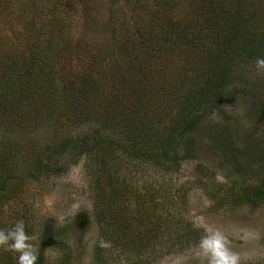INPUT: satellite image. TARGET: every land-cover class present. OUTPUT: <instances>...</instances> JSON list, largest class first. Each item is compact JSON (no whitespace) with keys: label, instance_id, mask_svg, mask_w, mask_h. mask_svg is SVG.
I'll return each instance as SVG.
<instances>
[{"label":"trees","instance_id":"trees-1","mask_svg":"<svg viewBox=\"0 0 264 264\" xmlns=\"http://www.w3.org/2000/svg\"><path fill=\"white\" fill-rule=\"evenodd\" d=\"M14 16L16 24L0 29V194L21 180L57 174L65 155L73 162L94 155L105 164L104 156L119 151L168 169L193 157L197 128L220 111L229 88L264 109L261 83L244 71L264 57V0H0V26ZM73 62L78 67L71 71ZM67 66L71 76L62 73ZM91 121L98 128L79 129ZM52 124L61 134L41 142L34 132ZM208 138L232 165L226 202L264 203V139L234 137L222 125ZM101 182L90 192L110 245L131 247L133 236H141L137 223L145 239L163 225L174 246L201 237L175 211L178 201L168 199L164 216L143 210L135 221L124 212L135 193L131 182L110 190ZM152 189L155 202L163 190L146 188ZM95 249L104 262L99 243Z\"/></svg>","mask_w":264,"mask_h":264},{"label":"rangeland","instance_id":"rangeland-1","mask_svg":"<svg viewBox=\"0 0 264 264\" xmlns=\"http://www.w3.org/2000/svg\"><path fill=\"white\" fill-rule=\"evenodd\" d=\"M145 10L150 9L145 7ZM79 17V13L73 16L74 24H78ZM16 21L18 19L14 16L0 29L11 22L16 24ZM75 64L72 63L71 71L78 67ZM62 69L63 75L68 76V66ZM244 71L249 81L261 83L262 87L259 84L257 87L264 90V73H257L254 64L250 63ZM234 90L236 88H229V97L220 101V111L214 110L197 128L196 141L191 146L193 157L182 158L176 165L168 163V169H162L150 162L132 160L119 151L109 157L104 156L105 164L94 155L88 157L84 154L77 162H73L69 155L62 156L58 159L62 168L56 171L57 174L40 181L21 180L15 189L0 194V228L10 227L16 220L23 219L26 231L36 236L37 243L40 241V264H206V260L198 254L199 240L174 246L163 234L166 231L163 225L155 228L157 236L154 239H145L148 235L137 222L133 226L141 236H133L136 240L130 242L131 247L127 249L111 242V251L102 247L104 262L96 258V245L101 240H108L103 238L96 222L91 185L101 180V185L110 190L109 185L130 181L135 193L125 191L129 193L126 202L129 205L124 204V212H131L135 221L141 217L143 210L149 215L153 213L154 217L164 216L168 199H173L178 201L175 211L182 215L185 222L201 229V236L208 227L219 228L229 237V247L240 255L241 262L261 261L264 258V203L258 207H235L226 202L223 191L230 184L232 165L212 149L208 138L222 125L234 137L240 135L242 139L249 135L264 139L261 102L256 105L254 102L257 100L252 102L246 95L234 96ZM249 91L253 92V89ZM94 123L91 121L79 129L97 127ZM54 128L53 124L47 125L34 133L41 142H46L61 134L60 126ZM67 132H71L70 128ZM154 185H159L163 192L152 202L151 196L157 192L152 189V193H148L146 188ZM138 199L142 202L136 207ZM0 259L9 264L16 260V254L0 250Z\"/></svg>","mask_w":264,"mask_h":264},{"label":"clouds","instance_id":"clouds-1","mask_svg":"<svg viewBox=\"0 0 264 264\" xmlns=\"http://www.w3.org/2000/svg\"><path fill=\"white\" fill-rule=\"evenodd\" d=\"M254 68L257 73H264V57L255 59ZM36 240V236L26 231L23 219L16 220L10 227L0 228V250L15 253L16 264H37L40 241L37 243ZM229 244V237L224 231L208 227L198 241V254L206 260V264H241L240 255L232 251ZM99 246L107 248L109 244L101 240Z\"/></svg>","mask_w":264,"mask_h":264}]
</instances>
